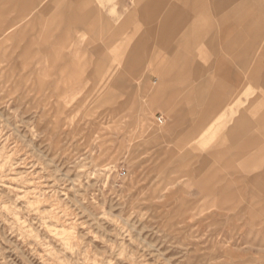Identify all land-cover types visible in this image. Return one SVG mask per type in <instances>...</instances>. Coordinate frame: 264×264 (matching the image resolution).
<instances>
[{
    "label": "rangeland",
    "instance_id": "374dc122",
    "mask_svg": "<svg viewBox=\"0 0 264 264\" xmlns=\"http://www.w3.org/2000/svg\"><path fill=\"white\" fill-rule=\"evenodd\" d=\"M256 6L0 0V264H264Z\"/></svg>",
    "mask_w": 264,
    "mask_h": 264
},
{
    "label": "crops",
    "instance_id": "0c3cea01",
    "mask_svg": "<svg viewBox=\"0 0 264 264\" xmlns=\"http://www.w3.org/2000/svg\"><path fill=\"white\" fill-rule=\"evenodd\" d=\"M248 1L249 0H212L214 7L217 8V9L218 8L219 9L220 8H229L230 5L233 4V10H235L236 8H238L241 5H244ZM256 3H257V6L255 7V10L258 13H262V20H261V23L258 25V27H256L257 25H255L253 23L255 26L251 25V29L250 30L251 31L256 30V34L260 35L261 32L264 31V1L256 0ZM259 38H258L257 35H255V37L250 42L249 46L245 49L244 55H243L244 57L241 58V62L243 64L245 70L249 72V74H248V79L249 80H252V79L256 78L255 74L258 73V74H261V75H259V78L261 79V82L264 84V72L261 69L262 66L258 65V64H260V57L258 55H259L260 52L264 51V44H260L259 45ZM257 50H258V53H256ZM161 63L162 62H161V60H159V58L152 57L148 61L147 65L145 66L146 70H149V71L155 70L156 72H160L161 73L160 79H158L159 80V84L157 85V87H155V90H154L155 94H157L161 84L164 83V73H163L164 67L162 66ZM146 81H148V84L150 85L148 79L143 81V85H144V87L146 89H149L150 86L146 85V83H147ZM228 100H229V98H228ZM148 110L150 111L151 108L148 109ZM244 122H245L244 115L240 116V118L235 119V121L233 123L234 125L229 129V135L234 134L236 136L238 134L237 132L241 128L240 125L241 124L244 125L245 124ZM244 126H245V130L248 127H249V129L252 128L251 122H250L248 127H247V125H244ZM249 129H247L246 131L248 132Z\"/></svg>",
    "mask_w": 264,
    "mask_h": 264
},
{
    "label": "built area",
    "instance_id": "2783aa9c",
    "mask_svg": "<svg viewBox=\"0 0 264 264\" xmlns=\"http://www.w3.org/2000/svg\"><path fill=\"white\" fill-rule=\"evenodd\" d=\"M158 121H159V122H161V117H160V118H158ZM123 174H124V172H123Z\"/></svg>",
    "mask_w": 264,
    "mask_h": 264
}]
</instances>
